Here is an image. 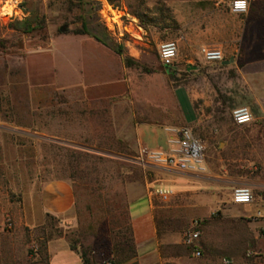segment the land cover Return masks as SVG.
I'll list each match as a JSON object with an SVG mask.
<instances>
[{
	"label": "rangeland",
	"instance_id": "1",
	"mask_svg": "<svg viewBox=\"0 0 264 264\" xmlns=\"http://www.w3.org/2000/svg\"><path fill=\"white\" fill-rule=\"evenodd\" d=\"M6 1L0 0V264H37L32 246L39 250L35 238L44 226L50 235H66L87 256L95 250L103 264L108 261L109 248L129 237L127 185L139 182L143 171L150 179L164 177L155 165L140 167L129 159L135 151L120 139L121 123L127 117L166 118L164 127L180 126L178 86L177 94L191 95L206 116V128L198 133L215 170L247 178L233 187L257 178L264 120L257 117L237 69L189 55L190 43L197 41V16L226 9L230 0H121L119 7L108 0H25L17 9ZM135 9L145 21L132 13ZM262 13L250 14L255 34ZM84 16L137 61L120 70L119 82H103L109 76L102 62L101 72L90 76L94 84L86 86L78 66L68 61L65 68L64 52L79 46L75 40L81 35L74 29ZM27 19L34 20L35 29H18V21ZM231 23L236 26L237 20ZM168 40L180 45L172 67L162 63L158 51ZM239 105L252 108L254 121L234 123L232 109ZM74 151L86 155L78 160ZM60 178L74 183L76 220L46 217L35 228L42 188ZM220 212L214 209L213 216L220 218Z\"/></svg>",
	"mask_w": 264,
	"mask_h": 264
},
{
	"label": "crops",
	"instance_id": "2",
	"mask_svg": "<svg viewBox=\"0 0 264 264\" xmlns=\"http://www.w3.org/2000/svg\"><path fill=\"white\" fill-rule=\"evenodd\" d=\"M247 1L245 13L233 12L231 0L226 9L203 10L200 17L197 16V41L192 40L190 43L189 55L197 54V59L204 58L201 52L203 46L222 50L225 58L221 63L237 69L243 87L256 105L257 117L264 120V0H255V3ZM254 11L263 12L261 19L257 20V34L250 26V22H253L250 14ZM231 20H237L236 26ZM195 26L196 22L193 21L192 27ZM76 39L79 46H71L70 50L68 48L64 52L65 68H68V61L72 68L78 66L83 86L93 82L90 76L93 70H101L100 62L105 64L108 71L106 75L109 76L104 83L120 81V70L126 69L123 58L89 35H81ZM228 60L230 62L226 64ZM98 83L101 82L95 81V84ZM181 87L174 90L182 116L181 125H192L200 133L206 128V116L196 107L191 95L177 94L180 90L177 88ZM166 123V118L136 122L134 117H127L121 123L119 137L127 150L133 149L135 154L141 146L168 148L170 133L164 127ZM261 137V143L264 144V133ZM259 156L257 178L246 182L255 190V199L244 204L233 202L230 189L247 178L230 176L226 170L219 172L207 158L203 164L204 171L156 166L159 173H164V177L158 179H150L143 171L139 182L127 185V228L137 255L124 264H221L224 259H229L231 264H264V246L261 247L264 243L262 144L259 146ZM159 187L173 190L170 202L162 203L159 197L153 195L152 189ZM76 203V189L71 179L48 181L42 188L41 214L35 216L34 227L43 226L48 215L64 221L76 220ZM216 208L221 211L220 218L213 216ZM197 219L201 222L202 232L197 244L202 251L200 258H196L193 248L184 242L186 231ZM35 239L38 241L37 237ZM72 244L66 235L50 238L46 242L48 264H85L81 248L76 245L73 248ZM95 252L93 250L87 256L91 264H103ZM109 255L115 257L114 252Z\"/></svg>",
	"mask_w": 264,
	"mask_h": 264
},
{
	"label": "built area",
	"instance_id": "3",
	"mask_svg": "<svg viewBox=\"0 0 264 264\" xmlns=\"http://www.w3.org/2000/svg\"><path fill=\"white\" fill-rule=\"evenodd\" d=\"M9 1V2H8ZM25 0H7L6 3L13 9L20 8ZM241 0H231V8L235 13H245L248 9V1L242 0L244 7H238ZM9 13L8 11L4 12ZM179 43L175 40L163 41L160 43L158 51L160 60L166 67L173 66L178 54ZM201 52L208 62H222L225 58L222 50L203 46ZM232 118L235 124H249L255 119V114L249 105H239L232 109ZM166 130L170 133L168 148H148L141 146L138 152L130 157L133 162L141 166L155 165L174 170L183 171H204V160L207 150L206 140L197 133L192 125L167 126ZM154 196L163 201H169L173 195V190L166 187L152 189ZM255 199L254 189L250 185H237L232 190V200L234 203H250ZM12 223L9 222V227ZM201 222L195 220L193 226L186 231L184 242L193 248V254L196 258L202 257V251L198 247V241L201 237ZM34 254L38 253V245H33ZM104 264H111L110 261ZM167 264H178L168 262ZM221 264H231L229 259H224Z\"/></svg>",
	"mask_w": 264,
	"mask_h": 264
},
{
	"label": "trees",
	"instance_id": "4",
	"mask_svg": "<svg viewBox=\"0 0 264 264\" xmlns=\"http://www.w3.org/2000/svg\"><path fill=\"white\" fill-rule=\"evenodd\" d=\"M82 1V0H81ZM93 2L97 0H87V2ZM111 4H113L115 7L120 6V1L121 0H108ZM129 7H132V5H129ZM135 16H137L141 21H145L144 17L141 15V13L138 10H133L132 12ZM83 23L82 26L79 28L74 29L75 34H80V35H89L99 42L103 43L106 46L111 47L116 53L122 56L123 61L126 66H132L135 63L137 64V61L134 60L131 56L125 53L124 51V46L119 44L115 45L112 44L108 40V36L104 32H99L98 30L93 29L91 26L92 22L89 21L86 16L83 17ZM34 20L32 19H27L24 21H18L17 28L18 29H24L26 31H32L35 29V25L33 24ZM172 67V66H170ZM174 73V70L172 71ZM86 155L82 151H74L72 152V156L74 158H77L78 160H81V156ZM135 155V154H134ZM142 167L141 165H139ZM54 216L48 215V218H52ZM42 235H38L37 239L39 242V250L38 253L35 254L34 262L37 264H48V256L46 253V242L54 237L53 235H50L49 233H46V227H42V232H40ZM73 248H76L75 245L72 244ZM114 252L115 257H111L108 259V261L111 262V264H124L127 261L132 260L134 257H136L137 252L133 243L132 237H125L123 240H120L119 242H116L114 244V247L111 248L109 253ZM83 260L85 264H91L89 258L87 257V254L85 252H81ZM131 264H138L137 262H132Z\"/></svg>",
	"mask_w": 264,
	"mask_h": 264
},
{
	"label": "snow or ice",
	"instance_id": "5",
	"mask_svg": "<svg viewBox=\"0 0 264 264\" xmlns=\"http://www.w3.org/2000/svg\"><path fill=\"white\" fill-rule=\"evenodd\" d=\"M237 6H238V7H241V8L244 7V4H243L242 0H241V2H239V3L237 4Z\"/></svg>",
	"mask_w": 264,
	"mask_h": 264
},
{
	"label": "water",
	"instance_id": "6",
	"mask_svg": "<svg viewBox=\"0 0 264 264\" xmlns=\"http://www.w3.org/2000/svg\"><path fill=\"white\" fill-rule=\"evenodd\" d=\"M62 30H64V28H62ZM230 62V60H228V61H225V63L227 64V63H229Z\"/></svg>",
	"mask_w": 264,
	"mask_h": 264
}]
</instances>
